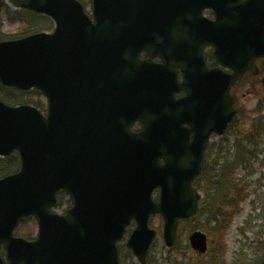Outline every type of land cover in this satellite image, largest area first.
Returning a JSON list of instances; mask_svg holds the SVG:
<instances>
[{
    "label": "water",
    "instance_id": "95a60500",
    "mask_svg": "<svg viewBox=\"0 0 264 264\" xmlns=\"http://www.w3.org/2000/svg\"><path fill=\"white\" fill-rule=\"evenodd\" d=\"M137 0H105L103 6L98 7L96 19L98 24H112L116 28L127 24L131 15L133 3ZM144 3L145 0H139ZM14 6L33 11L46 10L54 13L59 23L58 31L53 36L40 37L38 42L45 41L51 46L63 43V40L74 41L78 57L77 80L70 85L74 114L80 116L86 130V137L79 135L77 128L65 130L40 131L32 138L23 137L24 129L19 112L0 108V145L14 141L12 149H19L24 158V171L0 184V244L4 243L8 249L10 264H117L115 242L119 240L127 224L132 219L138 223L137 231L132 235L128 247L144 264L154 231H148L147 222L151 215L160 213L165 218V241L171 247L177 239L179 218H188L197 212L199 195L192 188L191 182L200 174L204 149L212 132L222 133L235 114L233 102L229 96L230 87L237 82L249 69L256 71L250 64L259 56L253 49L256 42H262L264 48V0H247L246 2L229 4L227 8L219 10V15L226 13L234 18V24L239 27L240 41L237 47L223 44L220 47L219 58L222 64L233 67L235 74L221 77L215 82L203 78H190L186 81L188 98H201V93L211 96V91L217 92L219 98L215 105L216 116L214 123L209 122L206 136L193 146L184 145L181 150L173 149L164 142V138L172 136L168 129V122L153 126L150 118L146 121L144 131L140 136L126 134L131 138H122L115 142L117 146L111 156H102V161L93 162L98 166L108 165L107 173L100 179L110 188L96 184L90 189V24L77 27L67 24L72 13L83 18L82 8L69 6L70 0H12ZM40 9V10H39ZM69 13V14H68ZM238 20V22L236 21ZM261 31L262 39L257 35ZM111 35H109L110 37ZM109 37L102 40L109 39ZM47 39V40H45ZM261 39V40H260ZM31 43L21 42L5 45L11 52L0 55V75H4L27 86L40 87L38 75L33 70L20 76L18 72L23 61L30 56ZM3 49L1 48L0 51ZM18 54H22L23 61ZM244 65V66H242ZM18 77H20L18 79ZM47 83V79H43ZM149 83L148 86L150 88ZM182 101V103H185ZM158 97L156 104L160 105ZM163 104V103H162ZM161 104V105H162ZM187 108V106H184ZM89 110L85 116L83 109ZM189 109V108H187ZM167 111V109H165ZM185 110V109H184ZM164 111V110H163ZM186 119L180 115L172 121L175 132L184 136L182 126ZM178 124L179 130L176 128ZM199 136L200 125L196 127ZM75 134L73 135V131ZM153 134V135H151ZM147 136L159 137L156 141H141ZM188 136V134H186ZM200 138V136L198 137ZM45 140V141H44ZM36 141L46 142V156L43 163L32 165L31 151ZM36 149V148H35ZM147 156H144V153ZM39 159V153H36ZM143 155L144 162H137L138 155ZM159 158H164L166 166L159 165ZM131 160V163L129 164ZM80 164L86 172L79 171ZM107 167V166H106ZM127 169H142L143 173L133 177L139 184L127 185L130 174ZM146 171V172H145ZM94 177V174H93ZM92 177V178H93ZM137 189L136 197H132L129 189ZM157 188L162 189L160 204H154L151 195ZM69 191L76 201L75 209L66 218H58L49 213L55 204L57 191ZM128 189V190H127ZM93 192V193H92ZM95 192V193H94ZM93 194V195H92ZM36 215L42 226L41 239L32 244L12 237L18 221L25 216ZM58 240L66 241L68 245L55 248ZM194 250L199 253L207 251V238L201 232L194 233L190 238ZM0 264H4L0 260Z\"/></svg>",
    "mask_w": 264,
    "mask_h": 264
},
{
    "label": "rangeland",
    "instance_id": "374dc122",
    "mask_svg": "<svg viewBox=\"0 0 264 264\" xmlns=\"http://www.w3.org/2000/svg\"><path fill=\"white\" fill-rule=\"evenodd\" d=\"M87 1L83 0L85 3ZM8 4V0H0V34L2 32L9 36L12 31L23 33L24 24L16 23V20L8 16L7 12L15 13ZM87 8L90 11V4ZM0 95L3 96L2 92ZM236 96L240 110L237 122L226 135L213 138L209 146L203 178L197 185L199 190H202L217 181L214 176L219 174L217 170L222 168L223 164H227L229 168L240 167L238 178L244 179L245 183L251 186L247 202L241 205L240 213L231 222L230 211L219 208V211L222 210L227 214V222H230L229 230L223 237L218 234L221 230L218 224L221 223H209L204 216L194 221L197 224L201 220L202 229L209 234L212 233L211 248L206 257H199L188 246L190 224L182 226L179 242L175 249L169 252L161 234L163 221L160 217H155L151 226L158 231V237L153 244L148 264H262L264 261L263 85L259 79L249 77L236 89ZM258 118L262 119L261 123L252 125L253 120ZM224 158H228V161L225 162ZM67 208L63 206L57 212L62 213ZM219 211L216 212L217 215ZM29 229L34 231L36 237L37 225L34 221H30L24 230L29 231ZM124 255V264H140L132 254L124 251Z\"/></svg>",
    "mask_w": 264,
    "mask_h": 264
},
{
    "label": "flooded vegetation",
    "instance_id": "af4514ba",
    "mask_svg": "<svg viewBox=\"0 0 264 264\" xmlns=\"http://www.w3.org/2000/svg\"><path fill=\"white\" fill-rule=\"evenodd\" d=\"M204 56H205V58H206L207 60L212 58V55H211V51H210V49H206V50L204 51ZM260 65L262 66V68H263L262 71L264 72V62H261ZM260 77H261L260 75L257 76V78H259L260 81H261V78H260Z\"/></svg>",
    "mask_w": 264,
    "mask_h": 264
},
{
    "label": "bare ground",
    "instance_id": "6f19581e",
    "mask_svg": "<svg viewBox=\"0 0 264 264\" xmlns=\"http://www.w3.org/2000/svg\"><path fill=\"white\" fill-rule=\"evenodd\" d=\"M132 71H133V69H129L125 74L129 76L132 74Z\"/></svg>",
    "mask_w": 264,
    "mask_h": 264
},
{
    "label": "trees",
    "instance_id": "16d2710c",
    "mask_svg": "<svg viewBox=\"0 0 264 264\" xmlns=\"http://www.w3.org/2000/svg\"><path fill=\"white\" fill-rule=\"evenodd\" d=\"M0 165H3L2 161H0Z\"/></svg>",
    "mask_w": 264,
    "mask_h": 264
}]
</instances>
